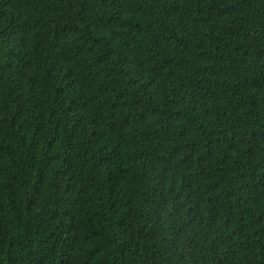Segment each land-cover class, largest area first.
Wrapping results in <instances>:
<instances>
[{
    "label": "trees",
    "instance_id": "16d2710c",
    "mask_svg": "<svg viewBox=\"0 0 264 264\" xmlns=\"http://www.w3.org/2000/svg\"><path fill=\"white\" fill-rule=\"evenodd\" d=\"M0 264H264V0H0Z\"/></svg>",
    "mask_w": 264,
    "mask_h": 264
}]
</instances>
